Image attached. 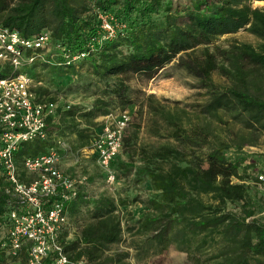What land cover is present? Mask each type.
<instances>
[{"label": "trees", "instance_id": "obj_1", "mask_svg": "<svg viewBox=\"0 0 264 264\" xmlns=\"http://www.w3.org/2000/svg\"><path fill=\"white\" fill-rule=\"evenodd\" d=\"M253 2L264 0H187L183 5H172L169 0H0L1 27L24 38L45 30L50 45L87 53L66 68L53 64L60 61L58 57L52 62L48 57L45 62H35L31 67L35 80L38 69L50 67L59 72L85 66L102 85V97L88 109L70 106L58 113L61 123L47 120L45 140L21 143L13 154L15 165L19 168L24 157L50 147L52 134L79 133L76 118L105 115L112 108L122 110L135 103L143 104L170 126L168 134L176 140L205 144L208 140L201 132H185L175 114L165 111L152 94L144 96L128 85L131 78L150 81L172 77L175 72L202 91L203 100L193 105L194 111L213 116L221 110L242 128L264 134V11L252 8ZM98 13L111 14L122 26L109 41H96ZM238 31L253 36L257 45L232 43L224 49H209L217 38ZM10 71L8 64H0V79ZM212 74L223 84L214 83ZM34 92L38 99H51L42 97L45 87L34 88ZM224 148L222 143L211 144L201 158L191 161L194 166L176 165L167 172L158 167L152 170L149 165L166 155L175 156V149L160 146L140 151L141 162L158 191L148 199V207L157 213L143 217L146 222L141 225L153 230L141 242L146 251L160 252L172 246L184 252L191 264H264V215L254 218L255 200L246 195L243 184L230 181L237 176L238 164L224 157ZM20 176L22 179L23 173ZM3 187L0 178V216L8 200ZM199 194L208 195V200ZM84 197L77 194L67 205L70 213L81 205L90 206L87 222L75 239L63 244V250L72 258L83 255L90 264H100V252L120 240L122 229L111 197L101 194L89 201Z\"/></svg>", "mask_w": 264, "mask_h": 264}, {"label": "rangeland", "instance_id": "obj_2", "mask_svg": "<svg viewBox=\"0 0 264 264\" xmlns=\"http://www.w3.org/2000/svg\"><path fill=\"white\" fill-rule=\"evenodd\" d=\"M169 1L172 5L176 3L183 5L187 0ZM251 7L264 11V2H253ZM121 28V24L116 21L115 35ZM232 43H248L255 47L258 41L250 34L238 31L217 38L209 49L214 47L224 49ZM36 73L39 77L35 81L40 82V87L46 88L42 97L58 100L60 104L69 102L70 106H76L79 111L88 109L96 98L102 97L101 83H97L90 76L85 66L59 72L48 67L38 69ZM211 78L214 83L223 84L222 79L216 74H212ZM128 85L140 89L144 96L152 94L165 111L175 114L185 132L188 134L201 132L208 141L201 146H194L176 140L168 134L171 127L162 123L158 116L150 114L143 104H130L122 109L127 110L129 114V123L123 135V138L128 140L122 138L121 149L111 162L114 181L110 185L105 183L102 172L94 163L89 152L90 142L121 109L112 108L107 114L93 118L78 117L75 121L78 122L79 133L52 134L49 141L51 146L57 148L63 163L72 162L75 166L71 176L75 180L85 178L83 183L78 184L77 194L84 195V199L88 201L104 194L114 201L116 209L113 213L119 220L121 237L118 242L108 245L100 252L98 258L100 264H191L184 252L172 246L160 252L146 251L145 247L141 246L142 240L153 232L150 226L143 228L141 225L146 222L143 217L157 213L148 207V199L157 195L158 191L153 188L144 163L141 162L140 151L160 146L175 149L177 151L175 156L166 155L165 159L152 160L149 165L152 170H157L155 168L158 167L160 168L158 170L167 172L176 165L185 166L190 163L194 166L191 161L201 158L211 144H224L225 148L222 149L224 157L238 164L237 176L231 177L230 181L245 186L246 195L254 199L257 205L253 217L260 218L264 215V186L257 184L254 173L264 167V134L242 128L228 113L221 110H217L213 116L194 111L193 105L203 100L202 91L192 88V80L181 72H175L169 78L159 76L150 81L131 78ZM55 120L61 123L58 116ZM135 125L138 126L135 128ZM198 197L208 200L209 196L199 194ZM89 206L81 205L76 212H67L71 239L78 236L80 227L87 222L86 210ZM226 206L231 208L230 204ZM138 220L140 223H137ZM131 226L135 228L129 231L128 228ZM84 259L86 264H90L85 257Z\"/></svg>", "mask_w": 264, "mask_h": 264}, {"label": "built area", "instance_id": "obj_3", "mask_svg": "<svg viewBox=\"0 0 264 264\" xmlns=\"http://www.w3.org/2000/svg\"><path fill=\"white\" fill-rule=\"evenodd\" d=\"M97 19L100 33L96 41L113 39L115 19L109 13H98ZM86 55L50 45L45 30L24 38L0 26V64L11 68L9 75L0 79V178L8 196L0 216V264H86L82 255L72 258L63 250V244L71 240L67 205L76 198L78 184L85 178L75 180L61 170L54 146L24 157L19 168L13 158L21 143L45 140L47 120H55L60 111L70 107L69 102L36 97L34 88L41 84L32 77V65L45 62L46 57L51 62L58 57L60 61L53 64L66 68ZM128 123L127 110H121L90 142L106 184L114 181L111 162L121 149ZM254 178L264 186V167L254 173Z\"/></svg>", "mask_w": 264, "mask_h": 264}, {"label": "crops", "instance_id": "obj_4", "mask_svg": "<svg viewBox=\"0 0 264 264\" xmlns=\"http://www.w3.org/2000/svg\"><path fill=\"white\" fill-rule=\"evenodd\" d=\"M90 153H91V155H92V158L94 159V156H95V154L94 153H92L91 151H89ZM74 163H75V161H73ZM84 163V162H83ZM94 163H95V160H94ZM68 165H69V167H68ZM71 165V166H70ZM96 165V164H95ZM59 167L61 168V170L64 172V173H66V174H69V175H71V171H73L74 170V168H75V166L74 165H72V162H69L68 164H65V163H63L61 160H60V162H59ZM70 167H72V168H70ZM23 179H29V178H27V177H25V178H23Z\"/></svg>", "mask_w": 264, "mask_h": 264}]
</instances>
